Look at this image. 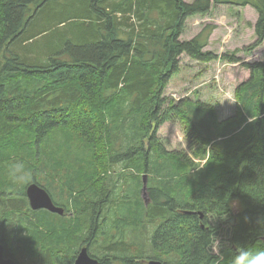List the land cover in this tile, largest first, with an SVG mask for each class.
<instances>
[{
  "label": "trees",
  "instance_id": "obj_1",
  "mask_svg": "<svg viewBox=\"0 0 264 264\" xmlns=\"http://www.w3.org/2000/svg\"><path fill=\"white\" fill-rule=\"evenodd\" d=\"M219 6L253 8L249 50L263 46L264 0H0L6 259L75 264L87 248L98 264H234L264 251V61L241 64L250 78L223 121L206 102L165 96L184 59L242 62L207 49L213 27L181 40ZM174 117L190 154L158 138ZM34 183L64 215L31 209Z\"/></svg>",
  "mask_w": 264,
  "mask_h": 264
},
{
  "label": "rangeland",
  "instance_id": "obj_2",
  "mask_svg": "<svg viewBox=\"0 0 264 264\" xmlns=\"http://www.w3.org/2000/svg\"><path fill=\"white\" fill-rule=\"evenodd\" d=\"M193 1L191 0V2ZM253 10L219 6L214 7L213 11L205 18L197 17L188 20L181 40L189 41L205 27H213L215 30L211 35L207 49L219 56L226 53L230 56H237L242 62L230 64L219 58L216 62L205 65L184 59L183 66L186 68L182 67L180 74L173 77L166 90V98L174 100L177 104L179 100L188 99L194 102H206L217 109L222 121L235 114L237 108L235 90L250 78V71L241 64L264 61V45L260 49L249 50V47L255 42L252 21L254 13L255 20H257V13ZM158 138L168 151L185 150L190 154L185 141L183 125L179 118L174 117L173 120L164 124L159 130ZM194 161L199 163L200 168L205 164L204 160L194 159ZM144 176H148L147 173H144ZM113 177L117 179L115 174ZM12 228L11 226L9 230L5 231L13 230ZM6 239H8L7 234L3 232L0 240L7 242ZM222 246L224 245L221 241L217 242L213 247V252L219 255ZM14 248L17 247L11 244L8 249L10 251Z\"/></svg>",
  "mask_w": 264,
  "mask_h": 264
},
{
  "label": "water",
  "instance_id": "obj_3",
  "mask_svg": "<svg viewBox=\"0 0 264 264\" xmlns=\"http://www.w3.org/2000/svg\"><path fill=\"white\" fill-rule=\"evenodd\" d=\"M147 176H144V186H143V198L146 204H148V192H147ZM27 198L29 199V204L31 209L34 211L37 210H46L48 212L64 215L65 211L63 208L57 207L51 196L37 184H31L26 190ZM0 264H16L13 259H6L4 255V247L0 246ZM75 264H98V261L90 256V253L87 248H83ZM149 264H163L158 260H151Z\"/></svg>",
  "mask_w": 264,
  "mask_h": 264
},
{
  "label": "clouds",
  "instance_id": "obj_4",
  "mask_svg": "<svg viewBox=\"0 0 264 264\" xmlns=\"http://www.w3.org/2000/svg\"><path fill=\"white\" fill-rule=\"evenodd\" d=\"M24 167L21 163H16L10 170L14 180L20 179L24 175ZM234 264H264V251H259L251 255L248 251L241 250L235 257Z\"/></svg>",
  "mask_w": 264,
  "mask_h": 264
},
{
  "label": "crops",
  "instance_id": "obj_5",
  "mask_svg": "<svg viewBox=\"0 0 264 264\" xmlns=\"http://www.w3.org/2000/svg\"><path fill=\"white\" fill-rule=\"evenodd\" d=\"M245 9L252 10L250 7H247V8H245ZM254 20H255V13H254ZM254 20L252 21V25H254L255 22H256V20H255V22H254ZM253 35H254V30H253Z\"/></svg>",
  "mask_w": 264,
  "mask_h": 264
}]
</instances>
